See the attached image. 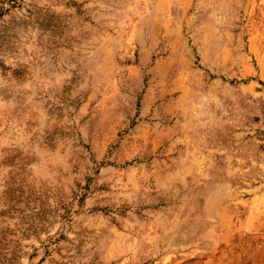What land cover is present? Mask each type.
I'll use <instances>...</instances> for the list:
<instances>
[{
  "label": "rangeland",
  "instance_id": "obj_1",
  "mask_svg": "<svg viewBox=\"0 0 264 264\" xmlns=\"http://www.w3.org/2000/svg\"><path fill=\"white\" fill-rule=\"evenodd\" d=\"M0 264H264V0H0Z\"/></svg>",
  "mask_w": 264,
  "mask_h": 264
}]
</instances>
